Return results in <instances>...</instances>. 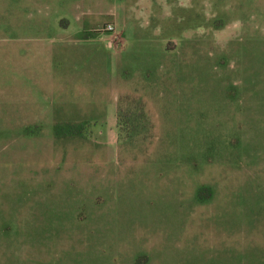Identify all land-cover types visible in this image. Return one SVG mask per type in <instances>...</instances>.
Instances as JSON below:
<instances>
[{
    "label": "rangeland",
    "instance_id": "1",
    "mask_svg": "<svg viewBox=\"0 0 264 264\" xmlns=\"http://www.w3.org/2000/svg\"><path fill=\"white\" fill-rule=\"evenodd\" d=\"M0 264H264V0H0Z\"/></svg>",
    "mask_w": 264,
    "mask_h": 264
},
{
    "label": "crops",
    "instance_id": "2",
    "mask_svg": "<svg viewBox=\"0 0 264 264\" xmlns=\"http://www.w3.org/2000/svg\"><path fill=\"white\" fill-rule=\"evenodd\" d=\"M35 70H36L37 73L32 74V75L29 77V79H30V78H33L34 76H38V67H35Z\"/></svg>",
    "mask_w": 264,
    "mask_h": 264
},
{
    "label": "built area",
    "instance_id": "3",
    "mask_svg": "<svg viewBox=\"0 0 264 264\" xmlns=\"http://www.w3.org/2000/svg\"><path fill=\"white\" fill-rule=\"evenodd\" d=\"M106 30H111V28H108V27H107Z\"/></svg>",
    "mask_w": 264,
    "mask_h": 264
}]
</instances>
